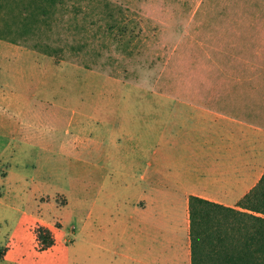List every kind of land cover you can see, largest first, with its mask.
<instances>
[{"label": "rangeland", "instance_id": "374dc122", "mask_svg": "<svg viewBox=\"0 0 264 264\" xmlns=\"http://www.w3.org/2000/svg\"><path fill=\"white\" fill-rule=\"evenodd\" d=\"M262 82L264 0H0V253L32 264L35 225L78 246L88 208L126 214L161 101Z\"/></svg>", "mask_w": 264, "mask_h": 264}, {"label": "crops", "instance_id": "0c3cea01", "mask_svg": "<svg viewBox=\"0 0 264 264\" xmlns=\"http://www.w3.org/2000/svg\"><path fill=\"white\" fill-rule=\"evenodd\" d=\"M248 87L241 100L215 93L161 101L142 141V194L126 214L109 204L95 214L91 206L81 224L86 243L58 245L54 235L32 264H191L190 196L263 216L239 206L264 175V82ZM3 260L27 264L12 248Z\"/></svg>", "mask_w": 264, "mask_h": 264}, {"label": "trees", "instance_id": "16d2710c", "mask_svg": "<svg viewBox=\"0 0 264 264\" xmlns=\"http://www.w3.org/2000/svg\"><path fill=\"white\" fill-rule=\"evenodd\" d=\"M191 264H264V175L239 206L263 216L189 197ZM35 250L55 244L53 232L33 228ZM4 254L0 253V258Z\"/></svg>", "mask_w": 264, "mask_h": 264}]
</instances>
